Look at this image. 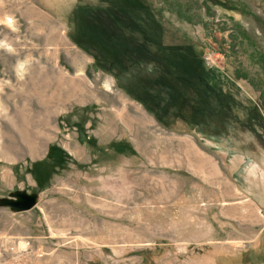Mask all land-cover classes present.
Segmentation results:
<instances>
[{"label": "rangeland", "instance_id": "1", "mask_svg": "<svg viewBox=\"0 0 264 264\" xmlns=\"http://www.w3.org/2000/svg\"><path fill=\"white\" fill-rule=\"evenodd\" d=\"M0 264H264V0H0Z\"/></svg>", "mask_w": 264, "mask_h": 264}, {"label": "water", "instance_id": "2", "mask_svg": "<svg viewBox=\"0 0 264 264\" xmlns=\"http://www.w3.org/2000/svg\"><path fill=\"white\" fill-rule=\"evenodd\" d=\"M35 205V198L29 195H21L16 203H9L8 206L18 211H29Z\"/></svg>", "mask_w": 264, "mask_h": 264}, {"label": "crops", "instance_id": "3", "mask_svg": "<svg viewBox=\"0 0 264 264\" xmlns=\"http://www.w3.org/2000/svg\"><path fill=\"white\" fill-rule=\"evenodd\" d=\"M189 151H190V149L188 150V152H189ZM197 156L199 157V159H201L199 155H197Z\"/></svg>", "mask_w": 264, "mask_h": 264}, {"label": "built area", "instance_id": "4", "mask_svg": "<svg viewBox=\"0 0 264 264\" xmlns=\"http://www.w3.org/2000/svg\"><path fill=\"white\" fill-rule=\"evenodd\" d=\"M207 61V60H206Z\"/></svg>", "mask_w": 264, "mask_h": 264}]
</instances>
